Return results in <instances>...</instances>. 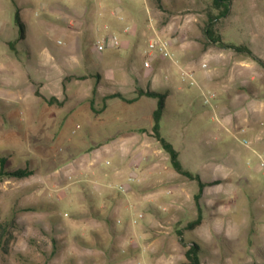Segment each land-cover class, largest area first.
Instances as JSON below:
<instances>
[{"label": "rangeland", "instance_id": "rangeland-1", "mask_svg": "<svg viewBox=\"0 0 264 264\" xmlns=\"http://www.w3.org/2000/svg\"><path fill=\"white\" fill-rule=\"evenodd\" d=\"M221 3L0 0V157L8 170H32L0 177V264H182L192 243L201 264H264V172L254 167L264 154V68L206 36L209 26L215 38L264 60V0ZM155 34L174 40L197 84L148 54ZM98 39H107L101 51ZM94 87L97 111L89 105ZM36 88L64 103L48 104ZM137 88L171 89L161 133L187 169L217 184L200 190L172 168L151 130L156 98L116 97L99 110L103 94L130 97ZM204 89L217 93V106L203 102ZM132 125L146 130L124 136ZM130 174L138 179L118 191ZM199 212L201 222L189 226Z\"/></svg>", "mask_w": 264, "mask_h": 264}, {"label": "trees", "instance_id": "trees-1", "mask_svg": "<svg viewBox=\"0 0 264 264\" xmlns=\"http://www.w3.org/2000/svg\"><path fill=\"white\" fill-rule=\"evenodd\" d=\"M223 1H229V0H213V3H214V5L222 6L221 2H223ZM227 11H228V5L220 10L219 16H216L214 18H210V21L214 20L217 17H221V16L226 15ZM15 20L20 27V38H25L24 25H23V22L21 20L20 13L18 10L15 12ZM206 36L211 41L219 42V44L222 47L231 48V49H234L236 51L245 52V53L249 54L253 59H255L258 63H260L264 68V60L262 58L258 57L256 54H254L253 51L250 49V47H248L247 45L223 42L220 39L215 38L212 35L209 26H207V28H206ZM35 93L37 95H39L40 97H42L48 104H54L55 103V104L61 105L64 103V101L62 99H58L56 96L47 97V96L43 95L40 92L39 88H36ZM96 93H97V88L94 87L92 89V95L89 98V105H90L91 110H93V111H97V109L95 107V95H96ZM168 93H169L168 91L167 92H160V91L153 90V89L137 88L134 92V95L129 97L121 91H115V92L107 93V94H104L101 96L103 104L99 110H103L106 107V103H107L108 99H110V98H116L117 97V98H120V99H122L128 103L136 101L140 96H148V97L156 98L157 104H156V107L154 108V110L152 112L151 130H152L153 136L160 143L162 148L168 153L172 168L176 172H178L182 175H185V176L193 178V179H197L199 186H200V190H202L203 187L206 185L217 184L219 182L218 179L203 180L198 172H192L189 169H187L183 165V163L179 157V151L173 146V144L169 140H167L162 135V133H161V120H162L164 111L166 109V97H167ZM145 130L146 129L144 127L139 128V131H145ZM5 162H6V158L4 156L0 157V177L6 176V177L23 178V177H26V176L32 174V170L29 169L28 167H18V168L8 170L5 168ZM202 217H203L202 213L199 212L197 218L192 220L191 222H189V226H193L197 223H200L202 220ZM199 250H200V246L197 243H192L190 246H188V248L185 251L186 261H184L182 264H201L200 256H199Z\"/></svg>", "mask_w": 264, "mask_h": 264}, {"label": "built area", "instance_id": "built-area-1", "mask_svg": "<svg viewBox=\"0 0 264 264\" xmlns=\"http://www.w3.org/2000/svg\"><path fill=\"white\" fill-rule=\"evenodd\" d=\"M110 44L113 46H118L119 45V40L116 36H111L109 38ZM173 42L174 40L172 38H167L160 36L158 34H155L152 36L149 41H148V54H156L161 58L169 59L171 60L174 64H176L179 67V70L181 72V78L188 80L191 84L195 83L197 84V80L195 78L194 70L189 67H184L181 66L179 63V60L173 50ZM107 45V39H98L96 41L95 47L98 51L103 50ZM151 65V62L149 58L144 59V66L149 67ZM202 68L206 67V63L203 62L201 64ZM202 96H203V102L207 105L213 106L214 105V99L217 96V93L214 90H202ZM212 118L220 121V118L216 113H213ZM238 131H245V128H239ZM246 143V141H244ZM259 156V164L258 168L264 172V154L258 153ZM138 177L136 175L130 174L127 178V183H119L116 185V189L121 192H125L127 189V185L131 184L132 182L136 181ZM141 216V214H140Z\"/></svg>", "mask_w": 264, "mask_h": 264}, {"label": "crops", "instance_id": "crops-1", "mask_svg": "<svg viewBox=\"0 0 264 264\" xmlns=\"http://www.w3.org/2000/svg\"><path fill=\"white\" fill-rule=\"evenodd\" d=\"M210 55H208V57H209ZM199 77L201 78V80H203V73H200L199 74ZM206 84L207 85H213V86H215L216 88H217V82L215 83V82H213L212 81V79H208V83L206 82ZM120 91V90H119ZM122 92V91H121ZM168 94H170L171 93V89L169 88V90H168ZM124 93V92H123ZM104 95V94H103ZM52 96H56L58 99H60L59 97H58V95L56 94V93H53V95ZM143 97H146V96H140L136 101H134V102H140L142 99H143ZM148 97V96H147ZM110 99H113V98H110ZM110 99H108V100H110ZM133 102V103H134ZM108 103V102H107ZM214 105L215 106H217V102L215 101L214 102ZM156 107V106H155ZM104 110H107V107H105V109ZM154 110V109H153ZM153 110H152V112H153ZM118 116H121L120 114H117L116 116H111V117H108V118H105L103 121V124H102V130H105V129H109V126L112 124L113 125V123H115V122H117L118 121ZM121 117H123V116H121ZM137 127L138 129L139 128H142V127H144V126H142V125H132V126H129V127H125L124 128V130H126V133L127 134H125L124 136H130V132H128L127 130H129L131 127ZM91 127V126H90ZM146 127V126H145ZM253 131V130H252ZM254 132V131H253ZM256 134V136H257V140L261 137L260 135H257V133H255ZM121 136V135H120ZM109 137H111V136H108L107 138H109ZM114 146V145H113ZM113 146H110V148H108V149H112L113 148ZM256 147V146H255ZM257 148V147H256ZM259 148H261L262 150H264V142L262 141V142H260L259 143ZM256 169H258V166H254Z\"/></svg>", "mask_w": 264, "mask_h": 264}]
</instances>
